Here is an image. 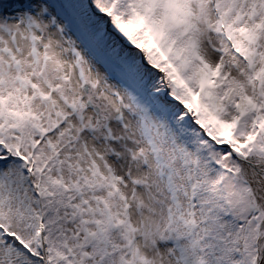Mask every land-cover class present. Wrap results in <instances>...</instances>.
Instances as JSON below:
<instances>
[{"label":"snow or ice","instance_id":"snow-or-ice-1","mask_svg":"<svg viewBox=\"0 0 264 264\" xmlns=\"http://www.w3.org/2000/svg\"><path fill=\"white\" fill-rule=\"evenodd\" d=\"M0 264H264V0H0Z\"/></svg>","mask_w":264,"mask_h":264}]
</instances>
